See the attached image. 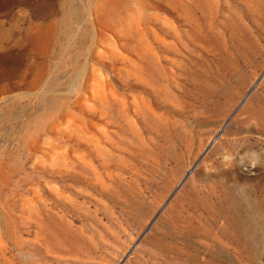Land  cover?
<instances>
[{
    "label": "rangeland",
    "instance_id": "1",
    "mask_svg": "<svg viewBox=\"0 0 264 264\" xmlns=\"http://www.w3.org/2000/svg\"><path fill=\"white\" fill-rule=\"evenodd\" d=\"M252 1L0 0V264H264Z\"/></svg>",
    "mask_w": 264,
    "mask_h": 264
},
{
    "label": "bare ground",
    "instance_id": "2",
    "mask_svg": "<svg viewBox=\"0 0 264 264\" xmlns=\"http://www.w3.org/2000/svg\"><path fill=\"white\" fill-rule=\"evenodd\" d=\"M252 3L254 5L253 7H255L257 11L264 13V0H253Z\"/></svg>",
    "mask_w": 264,
    "mask_h": 264
}]
</instances>
